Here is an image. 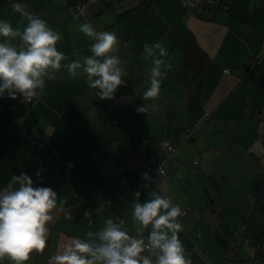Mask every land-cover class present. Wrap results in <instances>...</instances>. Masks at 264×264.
<instances>
[{
    "label": "crops",
    "instance_id": "0c3cea01",
    "mask_svg": "<svg viewBox=\"0 0 264 264\" xmlns=\"http://www.w3.org/2000/svg\"><path fill=\"white\" fill-rule=\"evenodd\" d=\"M179 1L96 0L85 16H74L77 0H20L60 33L62 63L91 54L94 41L80 32L82 23L116 33L126 80L113 99L100 100L85 77L61 69L38 100H0V185L25 171L63 201L45 250L28 264H50L64 244L95 232L107 218L119 216L136 234L130 204L147 157L165 158L168 166L164 178L140 190V200L156 191L188 210L179 217V238L192 264H264V67L254 62L264 57V0H221L226 9L208 5L203 12L201 0L184 12ZM12 2L0 0V18L22 27ZM188 36L205 55L199 74L184 68ZM157 41L168 50L163 59L170 69H162L159 97L145 100L151 60L143 46ZM143 104L146 111L137 112ZM204 114L197 135L179 142ZM162 139L172 153L159 148ZM244 239L253 244L244 246Z\"/></svg>",
    "mask_w": 264,
    "mask_h": 264
},
{
    "label": "clouds",
    "instance_id": "9594fccd",
    "mask_svg": "<svg viewBox=\"0 0 264 264\" xmlns=\"http://www.w3.org/2000/svg\"><path fill=\"white\" fill-rule=\"evenodd\" d=\"M11 8L25 23L14 28L7 19L0 18V100H38L46 81L54 79L61 69L71 78L85 77L87 86L100 100L113 99L118 88L126 84L123 61L115 54L119 47L116 33L96 31L91 24L82 23L80 32L94 41L89 45L91 54L62 63L67 56L56 47L60 33L20 0H13ZM143 47L151 67L148 86L141 95L151 100L161 93L167 76L162 69H170L163 59L168 50L160 41L145 43ZM136 110L144 113L146 105ZM155 171L157 176L163 174L160 166ZM141 180L147 188L155 178L145 171ZM149 196L141 202V191L133 193L130 216L138 226L136 234L128 231L119 216L104 219L95 232L89 231L84 238L64 244L59 254L49 257L50 264H192L179 238L181 207L156 191ZM62 207L56 190L34 184L25 171L11 175L6 185H0V264L6 260L9 264H28L34 253H42L53 212ZM64 215L71 219L69 211L65 210Z\"/></svg>",
    "mask_w": 264,
    "mask_h": 264
},
{
    "label": "built area",
    "instance_id": "2783aa9c",
    "mask_svg": "<svg viewBox=\"0 0 264 264\" xmlns=\"http://www.w3.org/2000/svg\"><path fill=\"white\" fill-rule=\"evenodd\" d=\"M96 0H79V2L75 5L74 7V16H85V11H86V6L87 4L89 3H92ZM106 3H109L111 0H104ZM185 4H186V7L187 9L188 8H193L195 6V3L192 1V0H185ZM208 5H220V7H222L223 9H226L227 6L223 3H219L218 0H201V2L198 4L199 8H198V11L199 12H203L204 9L206 8V6ZM261 49L264 50V41L262 42V46H261ZM254 62L255 64L257 65H260L261 67H264V57H263V54H258L255 59H254ZM223 72L226 73V70H223ZM116 96V95H115ZM19 101L20 102H30V100H23L21 98H19ZM261 113H262V116H264V109L261 110ZM208 117V114H204L199 122L196 124V126L182 134H180L177 138V140L179 142H184V141H187V140H192L198 133V129L199 127H201V125L204 124V122L206 121ZM122 147L125 148V149H128L131 147L130 143H129V140L125 139L123 144H122ZM159 148L165 152L166 154H170L172 153L173 151V147L172 145L165 139H162L160 140L159 142ZM198 162L197 161H193L192 162V165L194 166H197ZM142 173L145 172V171H148L150 172V175L153 176L154 178L155 177H160V178H164L166 173H165V169L167 168L168 166V162L166 161L165 158H162V159H155L154 157H147V158H143L142 159ZM161 167L163 169V174L162 175H159L157 176L156 174V169L158 167ZM33 177L36 179V180H41V173L39 171H36L34 172L33 174ZM177 176V175H176ZM143 182L142 180H140L137 184H136V187H135V191L137 190H141L143 188ZM183 211V215L181 217H183L184 215H186L187 213V209H184L182 210ZM240 230V229H239ZM237 232H239L237 230ZM253 243L249 240V239H244L243 241V245L244 246H249V245H252ZM262 251V255H264V250H261Z\"/></svg>",
    "mask_w": 264,
    "mask_h": 264
},
{
    "label": "trees",
    "instance_id": "16d2710c",
    "mask_svg": "<svg viewBox=\"0 0 264 264\" xmlns=\"http://www.w3.org/2000/svg\"><path fill=\"white\" fill-rule=\"evenodd\" d=\"M78 2L79 0H77V3ZM218 2L223 3V1L221 0H218ZM182 52H183L184 68L187 69V71H193L194 73L199 74L203 68L202 66L205 55L196 45L194 39L191 36L187 37Z\"/></svg>",
    "mask_w": 264,
    "mask_h": 264
},
{
    "label": "rangeland",
    "instance_id": "374dc122",
    "mask_svg": "<svg viewBox=\"0 0 264 264\" xmlns=\"http://www.w3.org/2000/svg\"><path fill=\"white\" fill-rule=\"evenodd\" d=\"M178 4H179V6L182 8V11L184 12V9H187V7H186V4H185V0H180L179 2H178ZM184 14V13H183ZM194 167H197V166H194ZM214 210H217V208H215ZM211 214V213H210ZM211 216H212V214H211Z\"/></svg>",
    "mask_w": 264,
    "mask_h": 264
}]
</instances>
